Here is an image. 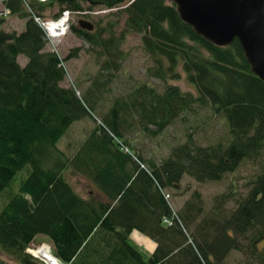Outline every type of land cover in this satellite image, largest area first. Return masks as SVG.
I'll return each mask as SVG.
<instances>
[{
	"label": "trees",
	"instance_id": "obj_1",
	"mask_svg": "<svg viewBox=\"0 0 264 264\" xmlns=\"http://www.w3.org/2000/svg\"><path fill=\"white\" fill-rule=\"evenodd\" d=\"M53 1L72 12H81L83 3L91 9L127 2L122 36L141 33L143 50L157 65L152 76L165 82L181 67L197 97L171 85L162 94L138 88L128 102L116 99L98 121L93 114L97 95L87 91L80 97L61 86L65 71L60 65L71 55L60 61L44 52L43 32L21 0H0L10 15L25 20L19 34L0 31V252L18 264H41L25 251L43 236L62 264H224L232 250L242 249V240L253 241L250 255L264 264V252L254 248L264 241V163L233 209H226L232 193L219 195L206 215L198 193L179 211L166 197L184 176L218 182L242 161L264 155V81L251 73L239 42L217 47L205 41L164 0L38 1L35 15L42 17ZM71 30L100 47L102 69L119 70L120 39L108 31L101 40L104 31ZM20 56L27 59L24 66ZM197 103L225 119L232 138L227 146L200 147L187 139L160 162L124 152L127 117H136L142 134L156 137ZM87 117L98 125L68 158L57 145L73 123ZM69 170L88 178L97 196L77 195L64 177ZM163 219L171 225L165 227ZM133 231L156 244L148 260L129 244ZM0 264L8 263L0 259Z\"/></svg>",
	"mask_w": 264,
	"mask_h": 264
},
{
	"label": "rangeland",
	"instance_id": "obj_2",
	"mask_svg": "<svg viewBox=\"0 0 264 264\" xmlns=\"http://www.w3.org/2000/svg\"><path fill=\"white\" fill-rule=\"evenodd\" d=\"M38 1L21 0L24 12L30 14L32 11L35 14L34 8L37 9L39 6ZM164 1L169 4L168 0ZM40 2L41 5L47 4V0H41ZM127 6L128 3L125 2L122 4L115 3L110 7L105 6V4H99L88 9L89 5L83 3L81 4L83 10L79 12L80 15H74V18H71L67 14L68 18L63 15L62 18L58 19L63 12L68 10L63 9L61 11L62 8L57 2L53 1L52 7H46L42 13L44 16L41 19L50 21L58 19L57 22H52L51 24L62 23L65 29L63 34L64 31L62 29L56 28L59 36L57 42L54 41L52 44L47 41L46 36H52L51 31L54 28H49L50 24H46L44 26L49 30L43 28L42 31L45 35L44 52L56 55L60 61L71 55L70 59L63 64L64 66L61 65L65 71L64 82L61 86L75 89L80 97L86 94L87 91L97 95L98 100L93 114L94 119L97 118L98 121H102L103 116L108 113L116 99L128 102L130 96H134V91L138 88L145 87L162 94L165 87L171 85L177 87L182 94L189 93L197 97L196 90L188 83L181 67L176 70L177 76L174 78L168 76L169 78H166L165 82L152 76V71L156 69L157 65L154 58L143 50L142 34L125 32L122 36L128 19V15L124 12ZM5 11L8 10L0 3V31L21 33L24 30L25 20L17 14L6 16L4 14ZM57 15L58 17H56ZM79 21L92 23V30H82L79 27ZM70 22H73V24L70 25ZM73 26L86 33H95L97 30L104 31L100 37L101 40H106L109 37L108 32L113 34L114 38L120 39L119 46L124 53V59L119 64V70H110L108 72L102 69L101 66L104 64L105 57L101 55V57H98L100 47L91 45L80 36L75 35L71 30ZM26 60L25 57H18V63L21 66L27 63ZM163 64L165 65L164 61ZM94 119L87 117L73 123L65 137L58 143L57 147L68 158L73 156L91 131L98 125ZM131 119L127 117L129 126L124 129L122 140L127 149L140 154L145 160L160 162L169 156L172 147L184 144L187 139L192 140L194 145L200 147H214L219 144L227 146L232 140L225 119L215 114L209 105L194 104L192 111L181 114L156 137L142 134L136 117H131ZM263 163L264 155L259 160H245L235 172L226 174L218 182L197 183L188 176H184L176 190L168 191L171 196L168 200H170L173 208L179 211L183 208L186 201L192 199L193 193H198L201 195L206 215L212 206L216 207L219 195L232 193L226 201V206L233 209V203L245 197L248 193L251 186L250 182L261 172ZM64 177L77 195L83 198L92 195L97 196V188L88 178L76 174L73 170L67 171ZM128 242L131 246L137 248L147 260L156 247L153 241L137 231H133L129 235ZM241 243L243 244V247L241 246L242 249L231 251L226 257L224 264H258L257 257L250 255L253 241L242 242L241 240ZM42 246H46L52 252L53 246L51 242L43 236H37L25 252L35 261L45 264L39 257L36 258L32 254V252ZM254 248H257V253H263L264 241L257 243ZM0 259L8 264H18L14 259L5 256L1 252Z\"/></svg>",
	"mask_w": 264,
	"mask_h": 264
},
{
	"label": "water",
	"instance_id": "obj_3",
	"mask_svg": "<svg viewBox=\"0 0 264 264\" xmlns=\"http://www.w3.org/2000/svg\"><path fill=\"white\" fill-rule=\"evenodd\" d=\"M168 1L180 20L205 41L228 47L237 40L251 73L264 81V0ZM78 24L82 30H92L88 21Z\"/></svg>",
	"mask_w": 264,
	"mask_h": 264
},
{
	"label": "bare ground",
	"instance_id": "obj_4",
	"mask_svg": "<svg viewBox=\"0 0 264 264\" xmlns=\"http://www.w3.org/2000/svg\"><path fill=\"white\" fill-rule=\"evenodd\" d=\"M40 2V1H39ZM26 8L27 9H29L30 10V8L28 7V6H26ZM63 9H66V8H62L61 9V11L63 10ZM31 11V10H30ZM44 12V11H43ZM42 12V13H43ZM41 13V16L43 17L44 15ZM30 14H32V15H30ZM30 16L33 18V20H34V22L40 27V29L43 31V27H42V25H41V23H52V22H57V20L58 19H60V18H62V16L63 15H65V16H67V18H68V15H70L71 16V18H74V15H80L79 14V12H72V11H65V12H63L62 14H61V16L57 19V20H52V21H50V20H43V19H41L42 17H38V16H36L32 11L30 12ZM68 14V15H67ZM37 20H39V22L37 21ZM64 22V21H63ZM58 24V23H57ZM57 24H50L49 26H50V28H54V30L53 31H51V34H52V36L50 35L49 37L48 36H46L47 37V41L50 43V44H52L54 41L55 42H57V39H58V36H59V34H57V31H56V28H57ZM70 25H71V22H70ZM63 26V25H62ZM70 27V26H69ZM44 35V34H43ZM45 36V35H44ZM45 40V39H44ZM62 66H64L63 64H61ZM60 65V66H61ZM75 90V89H74ZM76 91V90H75ZM124 152L125 153H129V151H128V149L127 148H124ZM245 161V160H244ZM243 162V161H242ZM242 162H241V164H242ZM240 164V165H241ZM239 165V166H240ZM239 168V167H238ZM237 168V169H238ZM236 169V170H237ZM252 182V181H251ZM250 182V183H251ZM167 197V199H169L168 197L169 196H166ZM168 201V203L170 204V206L172 207V204H171V202H170V200H167ZM234 208V207H233ZM226 209H230V208H227V206H226ZM165 219H167V218H165ZM165 219H163L162 220V224L163 225H165V227H169L170 225H171V222L170 221H168V220H165ZM263 241V240H262ZM256 246H257V244H256ZM232 251H234V250H232ZM31 253V252H30ZM153 253V252H152ZM231 253V252H230ZM32 254L37 258V257H39V259H41L42 261H44V263L45 264H60L54 257H53V254H52V252H50L49 251V248H47L46 246H42V247H39L36 251H34V252H32ZM152 256V255H151ZM150 256V257H151Z\"/></svg>",
	"mask_w": 264,
	"mask_h": 264
},
{
	"label": "built area",
	"instance_id": "obj_5",
	"mask_svg": "<svg viewBox=\"0 0 264 264\" xmlns=\"http://www.w3.org/2000/svg\"><path fill=\"white\" fill-rule=\"evenodd\" d=\"M43 1V0H42ZM9 12L8 11H5V15H7ZM38 22H39V20H37ZM61 23V22H60ZM46 24H51V23H41V25H42V27L43 28H45V26L44 25H46ZM63 24L61 23V24H57V29L58 28H60V29H62L64 32H63V34L65 33V29H64V26H62ZM49 28H50V26H49ZM46 29V28H45ZM46 30H49V29H46ZM58 31V30H57Z\"/></svg>",
	"mask_w": 264,
	"mask_h": 264
}]
</instances>
